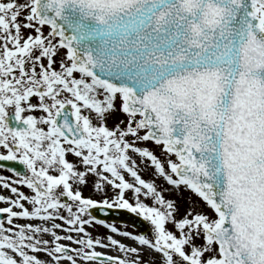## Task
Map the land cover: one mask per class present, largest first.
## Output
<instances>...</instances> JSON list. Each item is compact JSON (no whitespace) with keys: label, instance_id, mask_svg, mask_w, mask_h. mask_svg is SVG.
<instances>
[{"label":"snow or ice","instance_id":"6c2138e0","mask_svg":"<svg viewBox=\"0 0 264 264\" xmlns=\"http://www.w3.org/2000/svg\"><path fill=\"white\" fill-rule=\"evenodd\" d=\"M0 169V264H264V0H0Z\"/></svg>","mask_w":264,"mask_h":264},{"label":"rangeland","instance_id":"374dc122","mask_svg":"<svg viewBox=\"0 0 264 264\" xmlns=\"http://www.w3.org/2000/svg\"><path fill=\"white\" fill-rule=\"evenodd\" d=\"M109 123L111 124L112 121L109 120ZM0 172H3L4 175H9V176L12 175V173L7 172L6 169H4V170L2 169V170H0ZM25 191H27V190L25 189ZM5 194H6V190H5ZM86 194H87V190H86ZM170 195L175 196L177 198H187L188 197V193H186V192L183 193V194L174 192V193H171ZM107 222L115 223L118 227H120L122 229L126 228L128 231H132V232H137L138 231L136 228L131 227L129 225L118 224L116 222H111V221H107ZM107 232H108V230L106 229V227L99 226V227H97V229L93 230V235H101V236H103ZM117 238L118 239H123L122 237H117ZM99 250H104V249H99Z\"/></svg>","mask_w":264,"mask_h":264},{"label":"water","instance_id":"95a60500","mask_svg":"<svg viewBox=\"0 0 264 264\" xmlns=\"http://www.w3.org/2000/svg\"><path fill=\"white\" fill-rule=\"evenodd\" d=\"M121 213V219L125 220V221H129L132 224L137 223L138 220L137 218L133 217L132 215H127L124 212H120ZM115 212L109 213V214H105V213H98V215L100 216V218H105V219H115Z\"/></svg>","mask_w":264,"mask_h":264}]
</instances>
